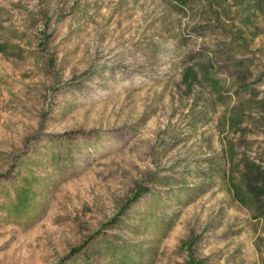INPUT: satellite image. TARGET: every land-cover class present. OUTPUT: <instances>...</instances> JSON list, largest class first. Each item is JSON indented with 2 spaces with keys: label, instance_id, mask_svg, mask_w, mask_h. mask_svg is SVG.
<instances>
[{
  "label": "rangeland",
  "instance_id": "374dc122",
  "mask_svg": "<svg viewBox=\"0 0 264 264\" xmlns=\"http://www.w3.org/2000/svg\"><path fill=\"white\" fill-rule=\"evenodd\" d=\"M185 243L264 264V0H0V264Z\"/></svg>",
  "mask_w": 264,
  "mask_h": 264
},
{
  "label": "trees",
  "instance_id": "16d2710c",
  "mask_svg": "<svg viewBox=\"0 0 264 264\" xmlns=\"http://www.w3.org/2000/svg\"><path fill=\"white\" fill-rule=\"evenodd\" d=\"M146 192L147 191H140L139 193H136L137 198H139L141 195L145 194ZM182 250L185 254V257H184L185 258V264H199L195 260L192 252L190 251V244H188V243L183 244Z\"/></svg>",
  "mask_w": 264,
  "mask_h": 264
}]
</instances>
